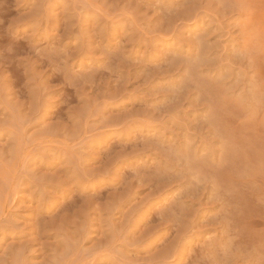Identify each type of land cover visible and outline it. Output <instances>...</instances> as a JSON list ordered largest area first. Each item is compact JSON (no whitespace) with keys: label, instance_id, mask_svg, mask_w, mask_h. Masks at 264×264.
Returning a JSON list of instances; mask_svg holds the SVG:
<instances>
[{"label":"rangeland","instance_id":"rangeland-1","mask_svg":"<svg viewBox=\"0 0 264 264\" xmlns=\"http://www.w3.org/2000/svg\"><path fill=\"white\" fill-rule=\"evenodd\" d=\"M0 264H264V0H0Z\"/></svg>","mask_w":264,"mask_h":264}]
</instances>
